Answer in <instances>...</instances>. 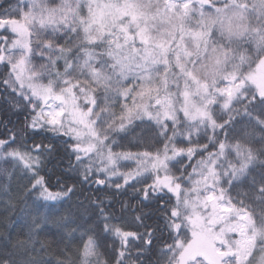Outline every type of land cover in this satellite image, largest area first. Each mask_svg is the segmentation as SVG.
Returning <instances> with one entry per match:
<instances>
[{
    "label": "snow or ice",
    "instance_id": "obj_1",
    "mask_svg": "<svg viewBox=\"0 0 264 264\" xmlns=\"http://www.w3.org/2000/svg\"><path fill=\"white\" fill-rule=\"evenodd\" d=\"M0 109V264H264V0H0Z\"/></svg>",
    "mask_w": 264,
    "mask_h": 264
},
{
    "label": "trees",
    "instance_id": "obj_2",
    "mask_svg": "<svg viewBox=\"0 0 264 264\" xmlns=\"http://www.w3.org/2000/svg\"><path fill=\"white\" fill-rule=\"evenodd\" d=\"M4 111L0 109V119H4ZM8 118H10L13 123H16L18 120L22 121L23 116H17L12 113H8ZM2 131V129H0ZM37 141L43 140L45 144H53L58 147L59 157H63V145L62 141L59 138L55 137L54 133L51 132H43L39 136L36 137ZM52 168V165H49V169ZM56 177H52V182L55 183ZM101 199L105 200V204L107 207H111L115 210L117 216L123 215L125 217L126 226L135 229L136 224L134 223V216L139 215L141 212L143 213H152L155 207L154 204H150L148 201L141 202L140 200L132 198V193L129 191L127 193L124 192H116L113 194L112 190H108L107 192L101 191L99 193ZM75 199V198H74ZM129 204L131 207L126 210H121V204ZM43 211V209H42ZM155 221V217L148 220L147 223L152 224ZM143 231V229H141Z\"/></svg>",
    "mask_w": 264,
    "mask_h": 264
}]
</instances>
